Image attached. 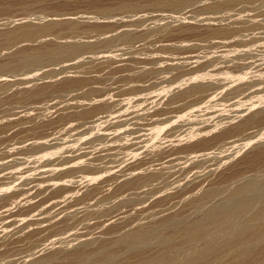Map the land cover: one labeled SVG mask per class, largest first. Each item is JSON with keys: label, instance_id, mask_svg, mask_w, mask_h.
I'll return each mask as SVG.
<instances>
[{"label": "rangeland", "instance_id": "rangeland-1", "mask_svg": "<svg viewBox=\"0 0 264 264\" xmlns=\"http://www.w3.org/2000/svg\"><path fill=\"white\" fill-rule=\"evenodd\" d=\"M23 1L0 0V31L33 21H77V18L79 27L74 31L55 30L32 40L10 44L0 49V63L8 62L9 55L21 48L33 50L60 41L94 45L68 58L57 54L53 59L0 65V254L7 253L5 258L0 255V264H38V261H41L39 264L45 263L43 261L65 264L77 256H81L77 260L83 263L75 259L73 264L113 262L108 256L110 261L106 263L105 259L101 263L100 256L104 251L100 256L98 252L100 248L103 250L102 247L109 254L110 250L119 254L114 258L115 263L140 249L151 253L162 243L166 246L170 245L169 242L183 245L178 240H182L189 227L192 232L197 223L199 229L204 228L203 232L211 227L210 234L208 231L206 234L209 236L205 235L204 241L207 242L202 241V234L200 238L199 229L196 236L200 242L193 237L197 228L190 234L195 241L203 242L204 247V243L224 234L216 233L217 229L229 232V225L232 228L240 221L238 226L248 221L236 215L229 219L232 216L229 210L232 207L239 209V206L242 210L243 205L244 215L256 206V202L260 205L259 201L264 196V157L257 167L243 168L245 160L252 157L253 152L264 150V13L261 11L264 0H239L224 5H220L224 0H188L165 9L150 7L142 11H122L113 8L105 14L92 11L94 5L111 6L115 0ZM215 27L226 31L222 35L210 33ZM67 38L70 40L66 41ZM74 38L78 39L75 41ZM70 79H81L85 84L70 88L65 85ZM194 85L196 89L203 87L200 89L206 92L184 104L177 96L182 91L181 94L186 93L190 89L188 87L194 88ZM236 86L240 91L235 89ZM43 88L47 90L44 97H28L30 92ZM228 129H234V132ZM208 136L217 138L206 147H191L198 139ZM90 163L96 167L94 171L83 169ZM234 169H245L241 176H252L253 180L248 178L244 188L231 194L233 187L231 189L229 185L228 174L232 176ZM227 175L225 180L228 183L221 179ZM220 179V186L231 195L227 193V196L219 184L217 189L220 191H215L213 186L221 182ZM127 185L134 189H127ZM209 186L214 188L215 193H210L215 195H206L204 190L211 189ZM203 191L213 202L209 199L211 203L206 201L209 205L205 206L206 202L194 200V205H191V198ZM241 200L251 203L246 206ZM196 202L199 206L202 204L201 208L196 207ZM138 206L137 210L135 207ZM183 207L189 208L187 216L184 209L183 213L179 212ZM96 208L101 212L103 209L104 213L98 214L99 210L96 213ZM226 211L228 215L224 214ZM223 217H228L227 222H223ZM214 218L222 219L223 223L217 221L215 224ZM188 219H193V226ZM68 220L71 226L50 231L53 226ZM167 220V225L172 220L175 225H180L176 228L171 223L179 239H175V235L172 237L175 231L171 230V224L169 227L165 224ZM200 221L214 224L207 227L208 223L204 222L207 228L201 227ZM150 224L160 226L154 228ZM147 225L150 230L158 226L162 230L165 226L164 233L157 230L158 235L156 230L155 233L151 230L152 236L148 233L150 230L147 232L145 229ZM136 227L142 232L136 231ZM127 230L132 231L129 232L131 234L136 231L139 238L129 233L132 239L127 238V234L124 238ZM141 233L147 238L152 237L146 239ZM123 234L124 240L120 238ZM168 235L172 240L167 239V242ZM190 236L188 240L183 237L185 247L191 241L195 242ZM208 237L215 239L209 240ZM133 238L140 239V244ZM118 240L119 244L120 240L123 241L121 246L116 244ZM131 240L135 242L132 241V246ZM127 242L130 246L125 245ZM192 242L193 248L197 249L195 245L202 248V245ZM105 243L110 245V250ZM121 247L124 254L122 250L118 251ZM77 248H82V252L99 250L95 254L92 251L94 258L91 260L94 261L96 255L101 262L97 259V263L92 262L91 257L88 258L92 256L89 250L85 251V255L89 254L84 262L82 258L85 255H80V250L78 254ZM189 248H186L187 252ZM183 249L184 245L179 250L181 255L187 253Z\"/></svg>", "mask_w": 264, "mask_h": 264}, {"label": "bare ground", "instance_id": "bare-ground-1", "mask_svg": "<svg viewBox=\"0 0 264 264\" xmlns=\"http://www.w3.org/2000/svg\"><path fill=\"white\" fill-rule=\"evenodd\" d=\"M16 1V0H15ZM23 1V0H22ZM33 1V0H32ZM31 1V2H32ZM97 1V0H96ZM186 1H188V0H115L114 1V3L113 4H115L114 5V7L111 5V6H103V7H100V5L99 6H96V5H94V7H93V10L92 11H97L98 13H106V12H108V11H110V10H112L113 8H116V9H119V10H122V11H125V10H133V11H142V10H145V8H163V9H165V8H169V7H174V6H177V5H181V4H184V2H186ZM236 1H239V0H224V1H221V3H220V5H224V4H226V3H233V2H236ZM11 2V1H10ZM24 2V1H23ZM30 2V1H29ZM47 2V1H46ZM62 3V1L60 0L59 1V3ZM91 2V1H90ZM95 2V1H94ZM14 3V2H13ZM33 3H35V0L33 1ZM63 3H65V2H63ZM6 4V3H5ZM16 4V3H15ZM19 4V3H18ZM26 4V3H25ZM43 4V3H42ZM55 5H56V3H54ZM94 4V3H93ZM97 4V3H96ZM99 4V3H98ZM0 5H1V2H0ZM10 5H11V3H10ZM88 5V4H87ZM3 6H4V3H3ZM39 6V5H38ZM41 6V5H40ZM62 6H63V4H62ZM90 6H91V4H90ZM59 8H61V7H59ZM2 9V8H1ZM6 9V8H5ZM63 9V8H62ZM90 9H92V8H90ZM262 11V13H264V8H263V10H261ZM75 17V16H74ZM69 18H70V16H69ZM71 19V18H70ZM77 21L79 22V19L77 18ZM76 20H73V19H71V20H66V21H46L45 23H34V21L33 22H28L27 24H24V25H19V26H14V27H12V28H10V29H7V30H5V31H0V49H2V48H6V47H8V45H10V44H13V43H18V42H25V41H27V40H32V39H34V38H36V37H39V36H44V35H47L48 33H51V32H53V31H55V30H70V31H74V30H76L78 27H79V25H78V22H77ZM263 21V20H262ZM36 22V21H35ZM9 23V22H8ZM12 23V22H11ZM248 23V22H247ZM246 23V24H247ZM253 23V22H252ZM14 24V23H13ZM235 24V23H234ZM249 24V23H248ZM86 26V25H85ZM93 26V25H92ZM97 26V25H96ZM95 26V27H96ZM233 26H236V25H233ZM241 26V25H240ZM254 26V25H253ZM83 27V26H82ZM81 27V28H82ZM94 27V26H93ZM100 27H102V26H100ZM191 27V26H190ZM87 28V27H86ZM88 28H90V27H88ZM99 28V27H98ZM96 29V28H95ZM94 29V30H95ZM190 29H192V28H190ZM210 29V28H209ZM82 30V29H81ZM91 31H92V29H90ZM98 30V29H97ZM99 30H101V29H99ZM102 30H104V29H102ZM189 30V29H188ZM240 30V29H239ZM171 31V29H169V32ZM226 30H221V29H216V27H215V29H212L211 31H210V33H212V34H215V35H222V34H224V32H225ZM61 33V32H60ZM71 33V32H70ZM92 33V32H91ZM228 34V33H227ZM77 37V36H76ZM76 39H78V38H76ZM76 39L74 38V40L76 41ZM52 40V39H51ZM66 41L67 40H70L69 38H67V39H65ZM81 40V39H80ZM57 41H58V39H57ZM64 41V40H63ZM88 42H89V40H88ZM85 43V42H84ZM23 44V43H22ZM33 44V43H32ZM37 44V43H36ZM41 44V43H40ZM86 44V43H85ZM31 45V44H30ZM38 45H39V43H38ZM92 45H94V44H86V45H80V44H74V43H69L68 41H67V43H63V42H59V43H53V44H47V45H44V46H42V47H38V48H35V49H33V50H28V48H27V50L26 49H23V48H21V49H18V50H15V51H13L10 55H9V61L8 62H2L1 61V63H0V65H4V64H8V63H10V62H12L13 64H24V63H27L29 60H38V59H47V58H49V59H53L54 58V56L55 55H57V54H59L58 55V57L59 56H63V57H72V56H74V55H77L78 53H81V52H84V51H87L88 49H90V47L92 46ZM12 46V45H11ZM27 46V45H26ZM33 46V45H32ZM10 48H12V47H10ZM17 49V48H16ZM12 50V49H11ZM3 51H5L4 49H3ZM8 52H9V50H8ZM7 54H9V53H7ZM4 55V54H3ZM7 57V56H6ZM67 57V58H68ZM1 60V59H0ZM3 60V59H2ZM8 60V59H7ZM5 61V60H4ZM64 61H65V58H64ZM93 62V61H92ZM119 62V61H118ZM12 65V64H11ZM85 65V64H84ZM75 66V65H74ZM99 66V65H98ZM89 67V66H88ZM87 67V68H88ZM111 67V66H110ZM127 67V66H126ZM71 68V67H70ZM80 69V68H79ZM93 69V68H92ZM91 69V70H92ZM107 70H109V69H107ZM103 73V72H102ZM99 75V74H98ZM253 78V77H252ZM223 79V78H222ZM11 80V79H10ZM194 80V79H193ZM243 80V79H242ZM13 81V80H12ZM85 83H84V80H81V79H70V80H68L66 83H65V85L66 86H69L70 88H77V87H80V86H82V85H84ZM204 85V84H203ZM209 85V84H208ZM210 86V85H209ZM213 86V85H212ZM192 87V86H191ZM188 87V88H190L188 91L186 90V93H184V94H179V96H177V98L179 99V100H181L184 104H186L187 103V101H190L191 99H198V98H200L201 96H203V94L206 92V90L205 89H200V88H203V87H200V86H198V88L196 89L195 88V85H194V88L192 87ZM215 87V86H214ZM213 87V88H214ZM232 87V86H231ZM240 87V86H239ZM242 87V86H241ZM243 87H245V86H243ZM237 88V86L235 87V89ZM32 89V88H31ZM199 89V90H198ZM218 89V88H217ZM234 89V90H235ZM241 89V88H240ZM250 89V88H249ZM216 90V89H215ZM236 90H238V89H236ZM235 90V91H236ZM217 91V90H216ZM231 91V90H230ZM238 91H240V90H238ZM245 91V90H244ZM114 92V91H113ZM168 92V91H167ZM185 92V91H184ZM212 92V91H211ZM237 92V91H236ZM47 93V90L45 89L44 90V88L43 89H40V90H38V91H34L33 93L32 92H30V95H28V97L29 98H31V99H36V98H42V97H44L45 95H47L46 94ZM236 94V93H235ZM229 96V95H228ZM217 97V96H216ZM226 97V96H225ZM112 99V98H111ZM219 100V99H218ZM106 101V100H105ZM175 102V101H174ZM204 102V101H203ZM190 103V102H189ZM70 104H72V103H70ZM79 104V103H78ZM81 104V103H80ZM87 104V103H86ZM179 104H181L180 102H179ZM74 105H75V102H74ZM170 105V104H169ZM178 105V104H177ZM177 105H176V107H177ZM190 105V104H189ZM189 105H188V107H189ZM207 105V104H206ZM89 106V105H88ZM171 106V105H170ZM180 106V105H179ZM217 106V105H216ZM61 107V106H60ZM65 107V106H64ZM86 107V106H85ZM166 107V106H165ZM81 108V107H80ZM184 108V107H183ZM75 109H76V107H75ZM78 109V108H77ZM86 109V108H85ZM71 110V109H70ZM72 110H74V109H72ZM68 111V110H67ZM81 111V110H80ZM75 112V111H74ZM77 112V111H76ZM64 115V114H63ZM62 115V116H63ZM67 115V114H66ZM76 115V114H75ZM59 117V116H58ZM159 117V116H158ZM157 119V118H156ZM57 120V119H56ZM88 123V122H87ZM77 124V123H76ZM84 125V124H83ZM48 129V128H47ZM137 129V128H136ZM152 130V129H151ZM234 129H231V131L228 129L227 131H229V132H231V133H233L234 131H233ZM227 131H225V132H227ZM233 131V132H232ZM229 132L228 133H226V134H229ZM230 133V134H231ZM225 134V135H226ZM222 135V134H221ZM223 135H224V133H223ZM124 136V135H123ZM220 135H217V137H219ZM209 137V136H208ZM212 137L213 136H210L209 138L210 139H212ZM217 137H214L212 140H210L209 138H206V139H198L197 140V142L195 143H193V145L191 146V147H206L209 143H211V142H213V141H215V139L217 138ZM194 139H196V138H194ZM130 141H132V140H130ZM196 141V140H195ZM127 144V143H126ZM83 147V146H82ZM91 147H93V146H91ZM264 147V146H263ZM259 148V147H258ZM138 149V148H137ZM260 149H262L261 147H260ZM87 150V149H86ZM131 151H132V149H131ZM139 151H140V149H139ZM91 152V151H90ZM89 152V153H90ZM120 152V151H119ZM118 152V153H119ZM144 152V151H143ZM82 153V152H81ZM80 153V154H81ZM137 153V152H136ZM74 154V153H73ZM101 154V153H100ZM107 154V153H106ZM114 154H117V153H114ZM145 154V153H144ZM250 155V154H249ZM82 156V155H81ZM118 156V155H117ZM143 156V155H142ZM248 156V155H247ZM247 156H245L246 158L245 159H248V157ZM115 157V156H114ZM250 157V156H249ZM264 157V150H258V152H257V150H256V153L255 152H253V156L252 157H250L247 161L245 160V162H244V166H243V168H246V169H248V168H252V167H257L259 164V161L262 159ZM149 158V157H148ZM62 159V158H61ZM65 159V158H64ZM107 159V158H106ZM264 159V158H263ZM48 160V159H47ZM104 160V159H103ZM261 162V161H260ZM263 162V161H262ZM56 163V162H55ZM55 163H54V165H55ZM81 163V162H80ZM85 163V162H84ZM93 163V162H92ZM97 163V162H96ZM95 163V164H96ZM98 163H100V162H98ZM103 163V162H102ZM112 164V163H111ZM89 165H91V163L89 164ZM89 165H87V166H85V167H83V169H85V170H88V171H94L93 169H95L96 167L94 166H89ZM99 165V164H98ZM105 165V164H104ZM241 165V164H240ZM99 166H101V165H99ZM261 166H262V163H261ZM53 167V166H52ZM75 167L77 168V166H76V164H75ZM79 167V166H78ZM103 167V166H102ZM101 167V168H102ZM107 166H105V168H106ZM54 168V167H53ZM98 168V167H97ZM83 169H82V171H83ZM70 170V169H69ZM237 170V171H236ZM243 170H245V169H234L233 171H232V176H231V173L230 174H228V175H230V182L228 181V180H225V179H227L228 178V175H227V177H224V178H221L222 180H224V182H226V183H228L229 182V185L231 186V189H232V187H233V190H231V192L232 191H236V192H238V190L240 191L242 188H244L245 187V183H246V181H247V179L248 178H251L252 180H253V177L252 176H248V177H242L241 176V173H242V171ZM235 171V172H234ZM78 172H79V170H78ZM234 172V173H233ZM51 173V172H50ZM28 175V174H27ZM67 175V174H66ZM144 176V175H143ZM147 176V174L145 173V176L144 177H146ZM68 177V176H67ZM9 178V177H8ZM35 178V177H34ZM61 178V177H60ZM128 179V178H127ZM140 179H141V177H140ZM221 179H220V181H221ZM125 180V179H124ZM249 180V179H248ZM64 181V180H63ZM128 181V180H127ZM83 182V181H82ZM248 182V181H247ZM58 183H60V181L58 182ZM64 183H66L65 181H64ZM84 183V182H83ZM121 183V182H120ZM119 183V184H120ZM222 183V181L221 182H218V183H216V186H215V184H214V188L216 187V192H218V189H217V184H219V186H220V184ZM226 183H224V184H226ZM6 184V183H5ZM209 184V183H208ZM114 185V184H113ZM116 185H117V183H116ZM130 185V184H129ZM132 185V184H131ZM227 185V184H226ZM225 185V186H226ZM211 186H212V184H211ZM87 187V186H86ZM210 187V186H209ZM211 188V189H209V190H204L205 192H206V195H215V194H213V193H215V191L213 190L214 188ZM224 187V186H223ZM226 187H229L228 185L226 186ZM29 188V187H28ZM123 188H126V185L123 187ZM130 187L127 185V189H129ZM131 188H133L134 189V187L132 186ZM130 188V189H131ZM208 188V187H207ZM220 188H222V185L220 186ZM52 189V188H51ZM55 189V188H54ZM133 189H131V190H133ZM199 189V188H198ZM206 189V188H205ZM225 189V187L224 188H222V190L223 191H225L224 190ZM58 190V189H57ZM201 190H202V188H201ZM211 190V191H210ZM230 190V189H229ZM229 190H227V191H229ZM135 191V190H134ZM197 191V190H196ZM204 191L203 192H201L200 194H197L195 197H193L192 195V197L193 198H191V199H193V200H190V198H189V200L191 201V205H194L193 204V202L192 201H194V200H198L199 201V203L201 202V203H205L206 201L207 202H209V199L211 200L212 198H206V195L204 194ZM213 191V193H210V192H212ZM219 191H220V189H219ZM223 191H222V193H223ZM190 192V191H189ZM200 192V191H199ZM199 192H197V193H199ZM47 193H48V191H47ZM57 193V192H56ZM191 193H194V191L193 192H191ZM191 193H187V194H191ZM208 193V194H207ZM210 193V194H209ZM219 193H221V192H219ZM228 194L230 193V192H227ZM226 193V191H225V194L228 196V194ZM234 192H232L231 194H233ZM91 194V193H90ZM216 194H218V193H216ZM231 194H229V195H231ZM7 195V194H6ZM130 195V194H129ZM77 196V195H76ZM87 196H90V195H87ZM188 196V195H187ZM58 197V196H57ZM61 197V196H60ZM83 197V196H82ZM145 197V196H144ZM208 197V196H207ZM211 197H213V196H211ZM135 198V197H134ZM182 198H184L183 196H182ZM214 198V197H213ZM262 198V197H261ZM260 198V199H261ZM60 199V198H59ZM62 199V198H61ZM127 199V198H126ZM166 199V198H165ZM187 199V198H186ZM186 199H185V201H186ZM208 199V200H207ZM259 199V200H260ZM133 200V199H132ZM162 200V199H161ZM181 200V199H180ZM189 200H187L186 202H188ZM17 201V200H16ZM127 201V200H126ZM135 201V200H134ZM139 201V200H138ZM164 201V200H163ZM176 201V200H175ZM212 201V200H211ZM238 201V200H237ZM237 201H235V202H237ZM241 201H243V200H241ZM162 202V201H161ZM165 202H167V201H165ZM206 202V203H207ZM213 202V201H212ZM244 202V201H243ZM247 202V201H246ZM246 202H244V204L246 205V206H248V202H250L251 203V201H248L247 202V204H246ZM139 203V202H138ZM164 203V202H163ZM171 203V202H170ZM188 203H190V202H188ZM188 203H186V206H188ZM209 203H211V202H209ZM209 203H207V204H205V206H207V205H209ZM259 203H260V205H258V203L256 202V206H254L253 207V209H251L249 212H246V213H244V215H243V211L245 210H243V208H244V206L242 205V210H240V206H239V209L237 208L236 210L234 209V207H232L231 208V210H229V214H231L232 216H228L229 217V219H231V217L233 218V217H235V216H233V215H236V216H238L239 218H243V220H244V218H247L248 219V221L247 222H243V223H241L242 225H240V226H238V223H240V222H238L237 224H235L232 228H231V226L232 225H229L230 227H229V229H231V231H227V232H219V230H218V232H217V230L215 231V229H214V231L216 232V233H224V234H222V236H220V234H216L214 231H212V232H214L217 236H220L219 238L218 237H216V235L214 234V236L216 237V239H215V237H213V238H209L208 237V239L210 240V239H215V240H213V241H210V243H209V241H208V243H204V245L206 244V246H204L203 247V242H201V244L199 243L200 242V240L202 239L201 238V236L202 237H204L203 238V240L202 241H204V239H206L205 238V235L207 234V231L209 232V234H210V230H209V228H211V227H209L207 230H206V232H205V234H203L204 232H203V229L201 230V229H199V223H197V224H195L194 225V227H195V229L197 228V230H196V233L195 234H193L195 231V229H194V227H193V231L191 232V230H190V228L191 227H189V236H190V234L192 235H194L193 237H196V240H198V241H195L194 240V238L192 237V236H190V237H192V239L195 241V242H192V243H196V244H200V245H202L201 247L202 248H200V246L198 247V245H195V246H197V249H195V248H193L192 247V245H191V242L189 243V245H187L186 247H185V245H186V241H185V243L183 242V237H185V239H189V236L186 238V234H188V232L187 231H184V234L182 235L183 237H181L182 238V240H178V241H181L182 243H183V245H184V249L183 250H185V252H187L186 251V248H189V247H191L192 249L190 250V248H189V250H188V252L184 255H181V253H179V250L181 249L182 250V247H183V245L182 246H180V244L178 243V244H176L177 242H176V240H175V245H178L177 247L172 243V242H169L168 244H170V245H168V246H166V245H163V243L162 244H160V246L157 248V250H154V251H151V253L150 252H146V251H148V250H141V252H140V250H137V251H139V252H137V253H135L136 251H134V253H131L132 254V256L130 257V256H128L127 258H123L122 257V259L120 260V261H118V262H115L116 264H264V196H263V199H261V201H259ZM182 204V203H181ZM195 204H197L196 205V207L198 206V208L200 207L201 208V206H202V204H200L201 206H199V204L196 202ZM236 204V203H235ZM235 204H234V206H235ZM241 204H243L242 202H241ZM14 205V204H13ZM137 205H139V204H137ZM141 205V204H140ZM161 205V204H160ZM179 205V204H178ZM238 205H240V201H239V203H238ZM134 206V205H133ZM169 206V205H168ZM25 207V206H24ZM159 207V206H158ZM162 207V209H163V206H161ZM172 207V206H171ZM170 207V208H171ZM195 207V206H194ZM236 207V206H235ZM19 208V207H18ZM31 208V207H30ZM98 208V207H97ZM96 208V209H97ZM135 208H137V210H138V208H139V206L138 207H135ZM155 208V207H154ZM173 208V207H172ZM172 208H171V210H172ZM197 208V210H199ZM203 208V207H202ZM93 209V208H92ZM133 209V208H132ZM149 209H152V208H149ZM166 209H167V206H166ZM185 210V214H186V212L189 210V208L188 209H186V207L184 208H180V210ZM232 209H234V210H232ZM98 210L99 209H97V211H95L96 213L98 212ZM137 210H135V211H137ZM184 210L181 212V211H179L180 213H183L184 212ZM194 210V209H193ZM196 210V209H195ZM194 210V211H195ZM201 210V209H200ZM203 210V209H202ZM90 211V210H89ZM100 211V213L98 212V214H100L101 215V213L103 212V209H102V212H101V210H99ZM163 211H164V209H163ZM193 211V212H194ZM210 211V209L209 210H207V213ZM133 212H134V210H133ZM132 212V213H133ZM166 212H167V210H166ZM170 212V211H169ZM172 212V211H171ZM178 211H176L175 213H177ZM191 212H192V210H191ZM233 212V213H232ZM90 213H92V212H90ZM93 213H94V210H93ZM96 213H94V214H96ZM104 213V212H103ZM102 213V214H103ZM137 213H138V211H137ZM152 213H154L153 211H152ZM160 213V212H159ZM223 213V212H222ZM228 212L226 211V213H224V214H227ZM97 214V215H98ZM140 214V213H139ZM149 214V213H148ZM184 214V215H185ZM191 214V213H190ZM210 214V213H209ZM208 214V215H209ZM211 214H213V213H211ZM215 214V213H214ZM93 215V214H92ZM135 215H136V213H135ZM150 215V214H149ZM177 215H178V213H177ZM183 214H182V216H184ZM205 215V214H204ZM207 215V214H206ZM205 215V216H206ZM216 215V214H215ZM218 215V214H217ZM216 215V216H217ZM228 215V214H227ZM68 216V215H67ZM66 216V217H67ZM86 216V215H85ZM88 216H91V214L90 215H88ZM96 216V215H95ZM133 216V215H132ZM156 216H158L157 214H156ZM186 216H187V214H186ZM185 216V217H186ZM189 216V215H188ZM200 216V215H199ZM223 216H225V215H223ZM146 217V216H145ZM145 217H143V218H145ZM150 217V216H149ZM175 217V216H174ZM178 218H179V216H177ZM176 217V218H177ZM204 217V216H203ZM207 217V216H206ZM209 217L210 216H208V219H209ZM213 217V216H212ZM220 217V216H219ZM228 217H223V219H224V221L223 222H227V219H228ZM238 217H236V219L238 218ZM153 218H155V216L153 217ZM176 218H174V219H176ZM199 218V217H198ZM211 218V217H210ZM101 219V218H100ZM106 219V218H105ZM132 219H134V217L132 218ZM139 219V218H138ZM184 219H187V218H184ZM212 219V218H211ZM215 219V218H214ZM217 219V220H216ZM215 220H214V223L215 224H218V222H220L221 224L223 223L222 222V219L221 220H219L218 218H216ZM171 219H169V221H170ZM181 220V219H180ZM189 220V219H188ZM188 220H186V222L188 221ZM203 220V219H202ZM213 220V219H212ZM238 220H240V219H238ZM127 221V220H126ZM139 221H140V219H139ZM168 220L165 222V224L167 223V222H169ZM179 221V220H178ZM178 221H176L177 223H178ZM189 221H191V220H189ZM188 221V222H189ZM192 221H193V219H192ZM191 221V222H192ZM197 221V220H196ZM210 221V220H209ZM216 221V222H215ZM218 221V222H217ZM229 221V220H228ZM244 221H246V220H244ZM32 222V221H31ZM67 222V223H66ZM68 222H70V220H68V221H65V223L64 224H61V225H55V226H53L51 229H50V231L52 232V231H56V230H59V229H61L62 230V228L64 229V227L65 226H67V227H69V226H71V222L70 223H68ZM118 222V221H117ZM138 222V221H137ZM143 222H144V220H143ZM161 222H164V220H161ZM161 222H157V223H160L161 224ZM172 222L174 223V220H172ZM172 222H170L169 223V225H167L168 227L170 226V224L172 223ZM182 222H184V221H182ZM181 222V223H182ZM187 222V223H188ZM194 222V221H193ZM193 222H192V226H193ZM202 224H201V227L204 225L205 226V224H203L204 222H206V221H200ZM60 223V222H59ZM190 223V222H189ZM207 223H208V225H207ZM214 223H212L211 224V222L209 223L208 221L206 222V225H207V227L208 226H212ZM70 224V225H69ZM104 224V223H103ZM106 224V223H105ZM104 224V225H105ZM149 224V223H148ZM164 224V223H163ZM164 224V225H165ZM69 225V226H68ZM156 225H159V224H156ZM155 224H154V226H156ZM162 225V224H161ZM163 225V226H164ZM174 225H175V223H174ZM173 224H171V226H170V228H171V230H172V228H174L173 226H174ZM179 225V224H178ZM178 225H175V227L177 228V226ZM188 226H189V224H187ZM198 225V226H197ZM133 226V225H132ZM137 226H138V224H137ZM149 225H147V227H148ZM150 226H153V224L151 225L150 224ZM153 226V227H154ZM160 226V225H159ZM158 226V228L157 229H155L156 230V234H160L159 232L157 233V230L159 231L160 229V227ZM167 226H166V228H167ZM180 226V225H179ZM186 226V225H185ZM185 226H184V230L186 229L185 228ZM188 226H187V228H188ZM216 226V225H215ZM219 226V225H218ZM235 226H237V227H235ZM76 227V226H75ZM112 227V226H111ZM140 229H144V226H138ZM145 228V229H147L146 231L148 232V230H150L149 229V227L148 228ZM162 227V226H161ZM206 227V226H205ZM206 227V228H207ZM213 227V226H212ZM228 227V226H227ZM227 227H224V229L226 228V230H228V228ZM128 228V227H127ZM138 228V229H139ZM155 228V227H154ZM154 228L152 229L151 228V230H154ZM164 229H165V226L163 227ZM163 228H161L162 230H164ZM181 228V227H180ZM215 228V227H214ZM216 228H217V226H216ZM220 228V227H219ZM65 229H67V228H65ZM75 229V228H74ZM137 229V227L135 228V230ZM136 230V231H139V232H142V230L140 231V230ZM181 229H183V227L181 228ZM198 229H199V231H198ZM221 229H223V228H221ZM223 229V230H224ZM70 230V229H69ZM123 231H124V229H122ZM126 230V229H125ZM134 229H132V231H133ZM151 230H150V232H148L149 234L150 233H152L151 232ZM155 230H154V232L153 233H155ZM162 230H160L161 232H163L164 233V231H162ZM174 230V229H173ZM172 230V231H173ZM179 230V229H178ZM73 231V230H72ZM75 231V230H74ZM128 232H126L125 231V236H124V234L120 237L121 239H122V237L124 236V238L126 237V234H127V238H130V239H132V237L129 235V234H131V233H129V232H132V231H129V230H127ZM136 231H135V236H133L134 234H131L134 238H139V236H138V234H136ZM143 231H145V230H143ZM145 231V233H147ZM167 231H169V229L167 228ZM171 231V233H170V236L172 235V232ZM175 231V234L173 233V235H172V237L175 235V239H179V238H177L178 237V235H176V233H177V231L176 230H174ZM182 231V230H181ZM197 231H198V233H200L199 234V236H200V238L201 239H198V237L199 236H196L198 233H197ZM203 233H202V232ZM165 232H166V230H165ZM180 232V231H179ZM178 232V233H179ZM183 232V231H182ZM181 232V233H182ZM74 233V232H73ZM76 233V232H75ZM74 233V234H75ZM92 233H94V232H92ZM129 233V234H128ZM148 233H147V235H148ZM153 233H152V236H153ZM225 233H227V235L225 234ZM96 234V233H95ZM117 234V233H116ZM211 234H213V233H211ZM101 235V234H100ZM119 235V234H118ZM117 235V236H118ZM140 235H142V236H145V235H143V233H141ZM151 235V234H150ZM185 235V236H184ZM204 235V236H203ZM39 236V235H38ZM73 236V235H72ZM99 236V235H98ZM110 236V235H109ZM113 236V235H112ZM115 236V235H114ZM130 236V237H129ZM138 236V237H137ZM152 236H149L150 238L152 237ZM169 235H168V238H166V240L168 239V240H172V237H170ZM177 236V237H176ZM181 236V235H180ZM206 236H209V235H206ZM71 236H69V238H70ZM104 237V236H103ZM108 237V236H107ZM148 237V238H149ZM68 238V239H69ZM76 238V237H75ZM133 238V239H134ZM141 238H144V237H140V239ZM145 238L146 239H148L147 238V236H145ZM144 238V239H145ZM149 238V239H150ZM180 238V239H181ZM65 239V238H64ZM81 239V238H80ZM80 239H78V240H80ZM97 239V238H96ZM117 239V238H116ZM136 239H134V240H136ZM140 239H138V241H140ZM146 239L144 240V241H146ZM191 239V238H190ZM191 239V240H192ZM7 240V239H6ZM99 240V239H98ZM122 240H124V239H122ZM126 240V239H125ZM129 240V239H128ZM168 240H167V242H168ZM66 241V240H65ZM111 241V240H110ZM133 240H131V246H132V243L134 242H132ZM137 240L135 241L136 243H139ZM143 241V240H142ZM148 241V240H147ZM206 242H207V240H205ZM204 241V242H205ZM255 241H261V242H259V243H251V242H255ZM61 242H63V241H61ZM86 242V241H85ZM90 242V241H89ZM88 242V243H89ZM118 242V243H117ZM116 242V244L118 245L119 244V240ZM121 242H123V241H121L120 240V244H119V246H121ZM125 242V241H124ZM129 242V241H128ZM128 242L127 243H125V245H127L128 244ZM134 242V243H135ZM198 242V243H197ZM93 243V242H92ZM94 243H97V242H94ZM143 243V242H142ZM173 245H172V244ZM59 244V243H58ZM57 244V245H58ZM84 244V243H83ZM106 244V243H105ZM115 244V243H114ZM116 244L114 245L115 246V248H118V246L116 247ZM140 244V243H139ZM164 244H165V242H164ZM188 244V243H187ZM22 245V244H21ZM63 245V244H62ZM76 245V244H75ZM86 245V244H85ZM89 245V244H88ZM102 245V244H101ZM100 245V246H101ZM124 245V243L122 244V246ZM138 245V244H137ZM194 245V244H193ZM53 246H55V244H53ZM78 246H79V244H78ZM82 246H84V245H82ZM93 246H95L94 244H93ZM112 246V245H111ZM114 246H112V248L114 247ZM128 246H130L129 244H128ZM142 246V245H141ZM180 246V248H178ZM50 247V246H49ZM55 247H57V246H55ZM102 247V246H101ZM106 247L108 248H110V245L109 246H107V244H106ZM136 247V246H135ZM149 247V246H148ZM61 248H64V246L63 247H61ZM84 249H85V247H83ZM103 248V250H101V248H100V251L99 250H96L97 252H98V254H99V256L101 255L100 254V252H102V251H104V252H102V255L104 256V259H102V255L100 256L101 257V259L100 258H98L99 256H96L95 255V258L98 260V259H100V260H102V262L101 261H99V262H101V263H104V262H106L107 263V261H110V260H108L107 258H108V256H109V259H111V261L113 260V262H109V264H115L114 263V258L117 256V258H118V256H119V254L118 255H116V253H111V250L109 251L110 252V254L107 252V250H104V247H102ZM107 248H105V249H107ZM111 248V249H112ZM114 248V249H115ZM122 248V247H121ZM123 248H124V246H123ZM123 248L122 249H118V251H119V253H120V250H122V252H123V254H124V251H123ZM153 248V247H152ZM176 248V249H175ZM177 248L179 249L178 250V253L176 252V250H177ZM49 249V248H48ZM71 249V248H70ZM78 249V248H77ZM82 249V248H81ZM81 249H78L77 250V252H78V254L80 253V255L82 254V256H84L85 255V251H87V250H89V249H87V250H85V251H83L82 252V250ZM132 249V248H131ZM131 249H129V251L131 250ZM144 249V248H143ZM19 250V249H18ZM59 250V249H58ZM79 250H80V252H79ZM94 249H92L91 251L89 250V252H91V254H89V252H88V254L89 255H92V256H88V254L87 255H85L84 256V258H82L83 259V261H84V259L86 260V258H87V256H88V258L89 257H91V258H89L90 260L92 259V257L94 258V255L93 254H95V253H97V252H94L93 251ZM117 250V249H116ZM21 251H22V249H21ZM45 251V250H44ZM92 251H93V254H92ZM113 251V250H112ZM126 251V250H125ZM143 251V252H142ZM76 252V251H75ZM75 252H74V254H75ZM107 252V253H106ZM114 252V251H113ZM127 252V251H126ZM183 252V251H182ZM12 253V252H11ZM65 253V252H64ZM87 253V252H86ZM118 253V252H117ZM6 254L7 253H5V254H0L1 256H6ZM73 254V253H72ZM74 254H73V256H74ZM105 254H109V255H105ZM126 254V253H125ZM120 255H122V253L120 254ZM0 256V259L2 258ZM77 256V255H76ZM75 256V257H76ZM105 256H107V257H105ZM124 256V255H123ZM48 257V256H47ZM69 257H70V255H69ZM69 257H67V259L68 260H70L71 258H69ZM72 257V256H71ZM75 257H73V258H75ZM86 257V258H85ZM5 258V257H4ZM51 258V257H50ZM49 258V259H50ZM54 258V257H53ZM53 258H51V259H53ZM78 258H80L81 259V256H77V259ZM113 258V259H112ZM55 259V258H54ZM66 259V260H67ZM76 259V258H75ZM74 259V260H75ZM75 260V261H77V262H79V263H83L82 262V260L81 261H78V260ZM79 259V260H80ZM96 259H94V261L96 260ZM105 259H107V260H105ZM57 260V259H56ZM73 260V259H72ZM72 260H71V262H72ZM73 260V261H74ZM88 261V259H87V261L88 262H94L93 260H91V261ZM103 260H105L104 262H103ZM118 260V259H117ZM50 261H52V260H50ZM49 260H47V262H50ZM63 261V260H62ZM74 261V262H75ZM39 263L41 262V261H38ZM43 262H45V263H43V264H48V263H46V261H43ZM53 262V261H52ZM57 262V261H56ZM67 262V263H66ZM71 262H69L68 263V261H65V264H71ZM77 262H76V264H77ZM85 262V261H84ZM20 263V262H19ZM38 263V264H39ZM51 263V262H50ZM60 263V261L58 262V264ZM63 263V262H62ZM78 263V264H79ZM95 263H97L96 261H95ZM18 264V263H17ZM32 264V263H31ZM42 264V263H41ZM52 264H56L55 263V261H54V263H52ZM61 264V263H60ZM72 264H73V262H72ZM75 264V263H74Z\"/></svg>", "mask_w": 264, "mask_h": 264}]
</instances>
